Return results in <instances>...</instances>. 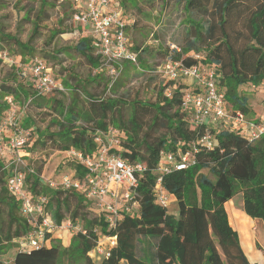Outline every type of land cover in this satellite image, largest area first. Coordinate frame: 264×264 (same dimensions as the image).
Returning a JSON list of instances; mask_svg holds the SVG:
<instances>
[{
  "label": "trees",
  "instance_id": "1",
  "mask_svg": "<svg viewBox=\"0 0 264 264\" xmlns=\"http://www.w3.org/2000/svg\"><path fill=\"white\" fill-rule=\"evenodd\" d=\"M174 1L182 2L183 9L188 14V25L181 27L180 32L184 49L182 53L180 50L175 52L173 58L182 59L185 66L216 67L219 73L218 88L224 93L227 109L231 112L240 111L249 119L251 111L247 98L239 93V87L246 82L254 86L264 84V0H258L252 8L245 0ZM46 4L47 2L44 6ZM55 4L56 0H51L50 6ZM72 11L70 8V17ZM234 13L243 16L250 40L248 45L238 50L233 47L226 29L229 18ZM202 16L206 18L204 25L196 19ZM46 18L44 9L36 13L30 40L38 34L39 24ZM4 31L0 26V51L6 46H13L18 50L20 57L16 64H26L36 58L49 63L43 57L34 56L35 49L28 44L24 45ZM217 33L220 34L219 40L214 41L218 38ZM201 45L204 57L195 53L187 54L199 51ZM140 47L142 49L137 61L145 49L143 46L137 49ZM168 48L166 53L157 51L154 57L156 65L166 56ZM74 50L92 63L89 57L93 51L91 38L79 39ZM92 53L97 57L94 51ZM168 86L171 88V95L165 97L163 90ZM191 89L193 88L179 83V79L163 80L156 91L154 102L134 101L128 105L131 116H128L125 102L121 99L102 101L86 96V103L98 106L104 118L101 125L91 127L88 132L86 128L76 126L79 117L74 105H63L58 100H44L45 95H35L30 82L21 78L18 81L15 75L1 80L0 124L8 113L9 105L4 100L6 96H10L15 104L21 103V109L25 113L42 107L47 101L51 103L50 109H60L58 114L63 122L58 123V134L41 133L38 128L33 129L35 123L32 119L17 125V128L15 124L14 130L30 131L29 139L22 147L23 156L48 149H73L81 154L93 153L99 145L95 141L97 132L112 127L120 134L118 145L111 147L110 152L131 163L145 165L135 189L138 206L134 209V215L122 213L114 229H108L101 214L90 211L89 202L80 193L51 187L43 182L40 177L41 164L19 167L25 173L28 193L48 198L47 208L53 222L59 225L66 219L73 223L77 221L85 233H73L67 246L57 242L29 251L18 249L12 263L97 264L90 252L95 249L102 235H112L115 236V245L109 248L108 256L103 257L98 264H251L228 221L224 204L239 193L244 213L264 224V133L257 139L248 141L234 129L214 130L205 124H192L189 115L180 108L182 94ZM35 114L36 118L47 115L45 111ZM86 121L90 122L91 119L87 118ZM4 130L8 129L2 126V136L5 134ZM204 135L211 136L213 140L209 149L199 142ZM164 149L183 153L190 151L194 158V163L186 169H174L161 174L162 188L176 200V217L168 212L167 207L157 203L154 192L160 174L157 172L159 153ZM72 158L75 162L71 161L70 164L77 176L82 177L85 169L81 161L76 157ZM0 159L1 251L13 238L23 236L33 229L34 224L27 221L18 198L11 195L6 187L13 165L6 168L1 157ZM202 169L209 174L202 173ZM144 249L147 252L146 260L142 258ZM138 250L141 254H138Z\"/></svg>",
  "mask_w": 264,
  "mask_h": 264
},
{
  "label": "built area",
  "instance_id": "2",
  "mask_svg": "<svg viewBox=\"0 0 264 264\" xmlns=\"http://www.w3.org/2000/svg\"><path fill=\"white\" fill-rule=\"evenodd\" d=\"M67 4L73 9L70 20L84 28L86 35L91 38L93 51L101 66L106 68L107 86L112 87L122 69L121 62L129 61L136 64L142 49H134L126 35L127 21L122 17L123 9L115 0H56V5ZM179 49L170 45L166 56L156 65L157 72L163 80L176 81L190 77L195 80V88L185 91L181 96L180 108L189 115L190 122L195 125L205 124L214 130L230 129L238 131L248 141L257 139L264 133V120L253 121L247 119L242 112H231L227 109L224 93L218 88L219 73L214 66L200 67L198 65L185 66L182 59H174ZM198 57V55H196ZM0 59L9 64L15 61L10 58L6 50L0 51ZM18 75L30 82L36 95H46L52 91L63 90L62 85L53 76L51 68L43 59L36 58L26 64L18 65ZM264 89V84L262 85ZM163 95H171L170 86L164 88ZM4 100L8 103L6 118L0 124L13 128L6 144V150L11 154L6 168L13 165V170L7 178L6 187L9 193L18 198L22 213L28 222L34 224L18 241L19 250L29 251L44 245L47 237L55 230L69 229L73 233H85L78 222L64 220L59 225L53 222L47 208L48 198L44 195L31 196L27 191L25 173L19 169L24 166L22 147L29 139L28 129H15L17 123L16 107L10 96ZM120 132L112 127L97 132L95 141L99 144L93 153L81 154L73 149L68 156L76 157L85 169L82 177L64 174L59 181H49V186L65 190H75L89 202L91 212L101 214L108 229H114L122 213L134 215L138 206L135 189L139 176L145 169L142 163H131L127 159L110 152V148L118 145ZM207 149L212 147L211 136L204 135L199 140ZM194 148V146H193ZM3 154V149H1ZM195 150V149H194ZM0 152V154H1ZM194 163L190 151H167L159 153V163L154 192L156 201L163 207L168 206L172 197L161 186L162 176L172 170H183ZM108 247L102 249L101 241L97 242L103 257L109 254V248L115 245V236L105 235Z\"/></svg>",
  "mask_w": 264,
  "mask_h": 264
},
{
  "label": "rangeland",
  "instance_id": "3",
  "mask_svg": "<svg viewBox=\"0 0 264 264\" xmlns=\"http://www.w3.org/2000/svg\"><path fill=\"white\" fill-rule=\"evenodd\" d=\"M257 1L258 0H245L246 4L250 8L254 7ZM45 2H47V4L44 6ZM118 3H120L119 5L121 8H123L124 12L126 13V16L128 15L131 18H134L135 21H137L138 26L135 31L134 28L126 26L127 36L128 33H130V30L132 31L131 34L132 37L131 36L128 37H130V40L132 41L131 44L133 45L134 49H137L140 46L139 44H141V46L143 47H147L149 44L152 45V43L154 42L153 40H155L154 32L159 26L162 30H165L164 35H168L170 33V38L168 40L173 42L174 45H176L179 48L180 53H182V50L184 49V45L181 42L182 39H180V34H181L180 32L182 31L181 27L188 25V21H187L188 14L184 11L182 2L177 3L174 0H120L118 1ZM50 5H51V0H0V26L3 27V30H5L4 32L6 34H9L11 37H16L24 45L28 44L30 48L35 49L34 56L43 57L44 59H47L49 61L48 65L51 68L52 74L54 76H59L60 78L62 74L59 72L58 62L60 58L63 59L65 57H68L65 54H63L62 50L65 51L70 46H72V44L78 40V35L76 33L74 34L73 29L74 28L76 29L75 23H73L70 20L69 14L67 15L66 13L69 10V6H67V4H62V5L55 4L54 6H50ZM40 9H44L47 18L42 20V22L39 24L40 27L38 28V34L36 36H33V38L30 40V38L32 37L31 33L33 29V22L35 21V15L38 11H40ZM242 17L243 16H241L240 14L234 13L230 16L229 21L226 25V29L229 33V37L231 39L233 47L236 50L248 45L250 41L249 32L245 20H243ZM196 19H199L203 23V25L206 21V18L204 16L196 17ZM150 32L152 33L150 34ZM138 35L142 36L141 40H137ZM217 37L218 38L215 39L214 41L219 40L220 37L219 33H217ZM173 38H175V40ZM176 40L179 41L177 42ZM153 44H160V43H157L156 41ZM168 45L169 44L162 45L161 48L164 49ZM168 47L170 48V45ZM199 49H200L199 51H195V52L190 51L189 53L187 52V54L195 53L200 55L201 57H204L203 56L204 50L202 48V45ZM3 50H6L11 56L16 55L18 51L14 49L13 46L3 47ZM65 52L68 53V50H66ZM154 57L155 54L153 58ZM62 62L60 65L63 73L65 74H68V72L73 73L74 70L71 68L72 66L70 67V64L64 62L63 60ZM154 62L156 63L155 59ZM132 64L133 63H131V65ZM6 65L7 62H2V60L0 59V82L1 80H5L7 77H10L11 75H15V77H17V80L19 81L20 79L18 75L19 69L17 68L16 71L14 67L6 66ZM138 66H139V61H137L136 64L132 65L134 71L137 70ZM80 68H82V70L81 71L77 70V72H80V76L81 77L84 76L85 78L86 73L84 71V68L83 67ZM77 72L76 74L78 75ZM159 80L160 82L163 81L162 78H159ZM57 81L62 83L64 87L66 86L65 82L68 85H70L69 84L70 81L66 79V75H64V79L62 77L60 79H57ZM147 85H148V81L145 79V77L143 76L135 77L133 73L131 74L130 78L125 80L124 83H122L118 89H114V85L110 87L107 95H113L112 98H117L121 96L123 99L125 98V101H127L128 99L131 100L133 98H138L139 96L148 93L149 90H146ZM239 93L247 98V104L251 111V113L248 115L249 119L258 120V121L264 119L263 87L259 85L254 86L251 83L246 82L239 87ZM65 95L66 96L63 95V98H66V100L68 101L66 103L71 104V101H69L68 100L69 98H67L68 96H70L68 92H66ZM53 96H55L54 93H49L48 95H46V97H53ZM61 103L63 105H67L65 101L64 103L61 101ZM20 104L21 103L15 104L16 107L15 121L17 125H22V119H20L22 106ZM153 106L155 107V105ZM30 110L33 111L32 109ZM115 124L118 123L116 122ZM9 133H10L9 128L3 136L0 132V152L2 151L1 149H3L4 151L3 154L1 152L0 157L2 158V160L5 161V163H7V160L11 158V154H9L8 151L5 149L9 137L12 134L11 133L10 135H8ZM52 154L53 153L51 152V154L48 157L50 159L48 171H50L51 169L53 175L48 179V181L57 182L59 181L62 175L68 172V168H66L67 165H63V164L61 166L59 165L66 158L64 154L61 153H54L53 155ZM201 172L205 174H209L205 169H202ZM57 176L58 178L55 179ZM232 198L234 200V204H237V201L241 199V195L238 193L234 195ZM228 204H230L229 205L230 208L235 209V207L231 206L233 202H228ZM177 208L178 207L176 200L170 197L167 206L168 212L172 216L176 217L178 210ZM68 217L69 214L66 215V218ZM250 219L253 221L252 218ZM232 224L233 226H235L232 228L236 232L239 238L240 245L242 247L241 244L242 237L239 235V231L237 230L236 225L234 223ZM241 225L244 226L242 223ZM253 226L255 229L253 228ZM250 236H251L250 242L252 244V247L246 245L245 255L252 264H264V225L263 222H261V220L253 221L252 225L250 226ZM72 237H73V233H68L66 235H63L59 239L62 244L68 245ZM14 246H15L14 243L6 244L4 249L0 251V254L7 257V254L10 253V251L14 248ZM138 246H141V248H143L142 244H139ZM138 254H141L139 250H138ZM142 258L144 260L147 259V252H145V249L142 250Z\"/></svg>",
  "mask_w": 264,
  "mask_h": 264
},
{
  "label": "crops",
  "instance_id": "4",
  "mask_svg": "<svg viewBox=\"0 0 264 264\" xmlns=\"http://www.w3.org/2000/svg\"><path fill=\"white\" fill-rule=\"evenodd\" d=\"M67 6H69V5H67ZM69 11H70V7H69V10L66 12L67 15L69 14ZM69 16H70V14H69ZM122 17L126 19L127 23L129 22L127 26L134 28V31H135L137 26H138L137 21H135L134 18H131L128 15L126 16V13H123V12H122ZM133 21H134V23H133ZM75 27H76V29L74 28L73 30H74V34L76 33L78 35V40L81 38H87V39L89 38L86 35V32L84 31L83 27H81L80 25H77V24H75ZM164 32H165V30H162L159 26L155 30L154 33H155V37H157V38L154 37L155 40H153V41L154 42L157 41V43H160V44H153L154 43L153 42L152 45L149 44L147 47H144L145 49L138 59V61H139V66L137 68L138 71L137 70L134 71V69L132 67L133 64L131 65V63L129 61H122L121 62L122 69H121V72L119 74V77L117 78V81L114 84V89H118L121 86V84L124 83L125 80L129 79L131 74L134 73L135 77L143 76L148 81V85H147V89H146V90H149L148 93H145L142 96H139L138 98H133L131 100L128 99L127 101H125V98L123 99L121 96H119L117 98H112L113 95H107V93L109 92V89L107 86L106 68L101 66L99 59L97 57L93 56L94 55L92 53L93 51H91V54L89 55V57L92 60V63H89L83 55L76 52L74 50V47L78 42V40H77L72 44V46H70L68 49H66V50H68V53L72 56H70L68 53H66L65 52L66 50L65 51L62 50L63 54H65L68 57L63 56L65 58H63V59L60 58V60H59L60 63L58 62L59 72L62 74L60 76V78L63 77V79H64V75H66V79H68L70 81V83H69L70 85H68L65 82L66 86L64 87V85L59 82L62 85L63 90L52 91L51 93H54L55 96L46 97V95H45L44 100H47V99L48 100L49 99L50 100H58L59 102L62 101L64 103V101H65V103H66L68 101L66 100V98H63V95L66 96L65 93L68 92V94L70 96H68L67 98H69L68 100L71 101V104H68V105L69 106H72V105L75 106L74 107L75 112L77 113V115L79 117V120L76 122V126L79 128L84 127V128H86V130L88 132L90 131L91 127H94L96 125L97 126L101 125L104 122V118H103V114H101V111H100L98 106H92V105L89 106L86 103L85 98H84L86 96H90L92 98H97V99H100L102 101L107 100V99H121V101L124 100L123 102H125L126 112H127L128 116H131V108L128 106V105H130V103H133L134 101H139L141 103H147V102L152 103L155 101L156 91H157L158 87L160 86V83H162V81L160 82V80H159V78H161V76L157 72V69L155 66L156 63H154L153 56H154V54L157 53V51L166 52L168 47L163 49V48H161L162 45H166L168 43H173L170 40H168L170 38V33L168 35H164ZM151 33L152 32H150V34ZM131 34H132V31L130 30V33H128V36H131ZM7 35L10 36L9 34H7ZM137 38H138L137 40H141L142 36L138 35ZM129 39H130V37H129ZM139 45L141 46V44H139ZM90 46L91 45H89V47ZM9 56L15 62L18 61L19 57H20L19 54H16L13 56L9 55ZM24 58L28 59V57H26V56ZM62 60L64 62L69 63L70 67L72 66L71 68L74 70L73 73H71V72H68V74L63 73V71L61 69V65H60ZM2 62H4V61H2ZM6 66H12L16 69V71L18 68V64H16V63H14L12 65L7 63ZM80 67L84 68V71L86 73L85 78H84V76H82V77L80 76V72H77V70L78 71L82 70V68H80ZM76 72L78 73V75L76 74ZM55 77H56V79H60L59 76H55ZM179 83H181L185 86H188L190 88H193V89L196 86L195 80L190 78V77L180 78ZM61 97H62V99H61ZM40 99L43 100V98H40ZM50 105H51V103L49 101H47L46 103L43 104L42 107L37 108V109H33L34 111L30 110L28 113H25L22 111L20 114L21 115L20 119H22L23 123L24 122L26 123L27 121H29V119L34 120L33 122L35 124H33L34 126H32L33 129L38 128L41 131V133L43 132V133L58 134V133H60V131H59L60 127H59L58 123L63 122L62 118L58 114V111H60V109H59V107L57 109H55V108L50 109ZM43 111H45L47 113V115L45 117L40 116L39 118H36L35 113L36 112L40 113ZM87 118H90L91 121L87 122L86 121ZM32 120H31V122H32ZM262 120H264V119H262ZM3 127H5L6 129L9 128L10 133L8 135H10L12 133L11 132L12 128L9 125L3 126ZM5 132H7V130H5ZM51 152L53 154L54 153L64 154V156L66 158L59 165L60 166L62 164L67 165L66 168H68V172H66L65 174H70V175H73L75 177H78L75 169L72 166V164H70L71 161L75 162V160L72 158V156H68L67 150L48 149V150H37L34 152H30V153L25 154V156H23L24 164L25 165L26 164L31 165L32 167L37 166L38 164H41L40 177L42 178L43 182L48 183L49 182L48 179L53 175V172L51 171V169H50V171H48L49 160H50L48 157L51 154ZM2 163L4 165L5 161L2 160ZM4 166L6 167V165H4ZM57 178H58V176L55 179H57ZM44 179H45V181H44ZM228 202H233V204L231 206L235 207L236 210L241 209L243 211L242 199L237 201V204H234V200H233V198H231L230 200H228L224 204L225 210H226L227 215H228V221L232 227H235V226H233V224L230 220L229 212L227 211ZM241 210H239V211H241ZM243 213H244V211H243ZM254 220H259V219H253V221ZM253 221L251 220L252 223H253ZM252 223H251V225H252ZM253 228H254V226H253ZM68 233H73V232L69 229L55 230L47 237L44 245L50 246L54 242H59L61 245L67 246V245L62 244L60 242L59 238L62 237L63 235L68 234ZM22 237L23 236L12 239L11 243H14L15 246L10 251V253L7 254V257L0 254V260H2L1 261L2 264H13L12 261H13L14 255H15L16 251H18V249H19L18 248V241ZM99 240L102 243V245H101L102 249H105L108 247L107 246L108 240H107V238H105V235H102ZM256 240H257V238H256ZM90 255L97 264L103 258V253L98 248L93 249L90 252Z\"/></svg>",
  "mask_w": 264,
  "mask_h": 264
},
{
  "label": "bare ground",
  "instance_id": "5",
  "mask_svg": "<svg viewBox=\"0 0 264 264\" xmlns=\"http://www.w3.org/2000/svg\"><path fill=\"white\" fill-rule=\"evenodd\" d=\"M230 204H227V209L230 215V220L232 223L236 225L237 230L239 231V235L242 237V247L246 249V245H249L252 247V244L250 242V226H251V219L248 217V215H245L242 211H239L241 209H234L229 207ZM241 223L244 225L242 226ZM246 253V252H245Z\"/></svg>",
  "mask_w": 264,
  "mask_h": 264
}]
</instances>
